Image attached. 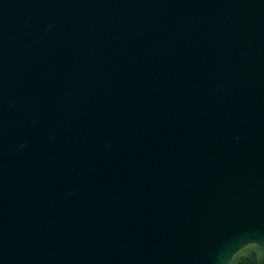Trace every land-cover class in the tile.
<instances>
[{
    "label": "water",
    "instance_id": "obj_1",
    "mask_svg": "<svg viewBox=\"0 0 264 264\" xmlns=\"http://www.w3.org/2000/svg\"><path fill=\"white\" fill-rule=\"evenodd\" d=\"M249 237L264 0H0V264H219Z\"/></svg>",
    "mask_w": 264,
    "mask_h": 264
},
{
    "label": "clouds",
    "instance_id": "obj_2",
    "mask_svg": "<svg viewBox=\"0 0 264 264\" xmlns=\"http://www.w3.org/2000/svg\"><path fill=\"white\" fill-rule=\"evenodd\" d=\"M219 264H262L264 262V242L249 237L227 250L219 258Z\"/></svg>",
    "mask_w": 264,
    "mask_h": 264
}]
</instances>
